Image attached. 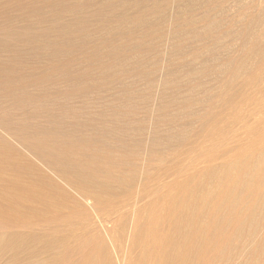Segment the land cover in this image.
Wrapping results in <instances>:
<instances>
[{
	"label": "bare ground",
	"instance_id": "6f19581e",
	"mask_svg": "<svg viewBox=\"0 0 264 264\" xmlns=\"http://www.w3.org/2000/svg\"><path fill=\"white\" fill-rule=\"evenodd\" d=\"M236 1L0 0L1 264H264V7Z\"/></svg>",
	"mask_w": 264,
	"mask_h": 264
},
{
	"label": "rangeland",
	"instance_id": "374dc122",
	"mask_svg": "<svg viewBox=\"0 0 264 264\" xmlns=\"http://www.w3.org/2000/svg\"><path fill=\"white\" fill-rule=\"evenodd\" d=\"M237 1H238V2L240 1V2L238 3ZM237 1H236V3L233 2V5H234V6H233V5H232V6H233L234 8H235V7L237 8L238 5H240V7H241V4H243L242 7H244V5H245L246 3H247V5H249V2H250V5L252 4V2H251L252 0H251V1H250V0H237ZM255 1H256V2H255ZM261 1H262V0H261ZM261 1L259 0L260 3H262ZM259 2L257 3V0H253V3H255V11H254V9H253L254 7H253V8H252V11H254V12H252V15H255V16L258 15V14H259V13H258L259 11L257 12L258 14H256V13H255L256 10L260 9L259 7H261V8H262V6L264 7V2H263L261 5H260ZM237 4H238V5H237ZM256 4H257V6H256ZM247 5H245V6H247ZM250 5H249V6H250ZM233 7H232V9H233ZM238 7H239V6H238ZM239 9H241V8H239ZM234 10L236 11V9H234ZM234 10H232V11H234ZM235 11H234V12H235ZM239 11H240V10L237 9V13L235 12V14H234V12H233V14H232V15L235 16L234 18H235L237 21L241 19V16H239V14H238ZM253 13H254V14H253ZM236 14H237L238 16H237ZM181 24H182V21H181ZM184 27H186V25H183V24H182V28H184ZM261 84L263 85V84H264V81L261 82ZM256 100H257L256 102H262V101H263V98H262V97H259V99H256ZM246 102H247L248 104H250V103L255 102V100H254L253 98H252V99L248 98V99L246 100ZM5 108H7V107H5ZM8 108H9V109H8ZM8 108H7V110H10V109H11V107H8ZM12 110H13V109H12ZM12 110H10V111L12 112ZM77 121L82 122V121H84V120L78 118ZM243 141H245V142H243ZM234 145L237 147V149H236L237 151H245L244 148H245V149L247 148L246 140H245V139H243L241 143H235ZM219 146H220V147H225V146H224V141L220 142V143H219ZM46 173H47V172H46ZM48 173H49L54 179L57 180L56 176H55L53 173H51V172H48ZM54 176H55V177H54ZM169 179H171V178H168V180H169ZM164 180H165V177H164V179L162 178V181H164ZM166 180H167V179H166ZM163 190L165 191L166 189L162 188V189L160 190V192L163 191ZM164 191H163V192H164ZM131 203H132V201L129 199V200L127 201V203H126L125 209H127V208L129 209L130 206L132 205ZM139 204H141V203H139ZM137 206H138V205H137ZM136 211H137V207H136ZM100 214H101V212H100ZM137 214H138V213L135 212V215H136V216L134 215V216H135V217H133L134 220L131 219V221H133L134 223L136 222V220L139 221V222H141V221L143 220V219L141 218L142 215H141L140 213H139L138 215H137ZM135 218H136V220H135ZM138 218H139V219H138ZM140 220H141V221H140ZM134 223H133V224H134ZM106 226H109V227H107V228H108V231H109V234H108V231H107V234H106V235H107V236H110L111 239H109V237H106V236L104 235L105 237L103 236V242L108 243L109 240H112V241H109V242H112L111 244L113 245V246H112V247H113V250H112V248H111V249H110V252H116L117 245L114 244V243H115L114 238H117V235H116L117 231H116V229H115L114 227L110 226V224H108V225H106ZM82 229L85 230V228H82ZM112 229H113L116 233H115L114 231H110V230H112ZM110 233H111V234H112V233H115V234H113V235H114V238H113L112 235H110ZM130 242H131V241H130ZM130 242L128 241L127 244H126L127 249H126V246H124V248H125L126 251H127V255H128V256L126 257V259L128 258L126 263H128V261H130L131 258H132L131 256H133L132 254H130ZM114 248H115V249H114ZM114 250H115V251H114ZM128 253H129V254H128ZM130 255H131V256H130ZM129 256H130L131 258H129ZM125 261H126V260H125ZM1 263H2V262H1V260H0V264H1Z\"/></svg>",
	"mask_w": 264,
	"mask_h": 264
}]
</instances>
